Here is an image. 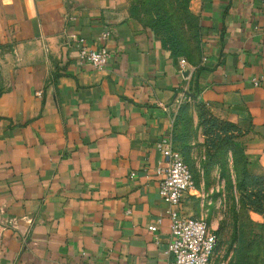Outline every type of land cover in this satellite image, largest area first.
Returning a JSON list of instances; mask_svg holds the SVG:
<instances>
[{
    "label": "crops",
    "instance_id": "crops-1",
    "mask_svg": "<svg viewBox=\"0 0 264 264\" xmlns=\"http://www.w3.org/2000/svg\"><path fill=\"white\" fill-rule=\"evenodd\" d=\"M199 5L184 75L128 0H0V264H166L156 142L182 105L241 126L264 171V0ZM81 39L106 67L79 63Z\"/></svg>",
    "mask_w": 264,
    "mask_h": 264
},
{
    "label": "rangeland",
    "instance_id": "rangeland-1",
    "mask_svg": "<svg viewBox=\"0 0 264 264\" xmlns=\"http://www.w3.org/2000/svg\"><path fill=\"white\" fill-rule=\"evenodd\" d=\"M128 3L130 16L151 28L174 57L200 63L199 0ZM209 112L219 127L205 126L195 105L184 110L175 130L176 147L196 184V195L187 199L192 200L194 215L203 217L216 233L219 258L231 264H264V171L246 156L245 130ZM255 199L261 202L258 210L247 205Z\"/></svg>",
    "mask_w": 264,
    "mask_h": 264
},
{
    "label": "built area",
    "instance_id": "built-area-1",
    "mask_svg": "<svg viewBox=\"0 0 264 264\" xmlns=\"http://www.w3.org/2000/svg\"><path fill=\"white\" fill-rule=\"evenodd\" d=\"M112 59L111 51L103 46L91 49L84 39L78 47V61L88 63L96 69H103ZM184 75L193 69L185 57L179 58ZM187 74H185V72ZM255 84L258 85V80ZM160 151L161 161L156 168L160 176L159 193L167 201V214L171 220L170 241L166 253V264H230L228 260L219 258L217 235L212 231L203 217L188 216L182 212L184 198L188 192L196 191L193 173L175 147L172 135L164 136L156 142ZM161 218L149 225V230L159 229Z\"/></svg>",
    "mask_w": 264,
    "mask_h": 264
},
{
    "label": "trees",
    "instance_id": "trees-1",
    "mask_svg": "<svg viewBox=\"0 0 264 264\" xmlns=\"http://www.w3.org/2000/svg\"><path fill=\"white\" fill-rule=\"evenodd\" d=\"M164 44L166 45V42L164 41ZM181 57V56H180ZM179 57V58H180ZM182 57H184V56H182ZM197 106L199 107V113H200V118H201V120L203 121V124L205 125V126H207V125H209V124H214V125H216L217 127H219L220 126V124H219V121H217V119L216 118H214V117H212L211 116V114H210V112H209V108L205 105V104H203V103H197ZM187 108H189V106H188V104H185V105H182L181 106V108H180V111H179V113H178V115H177V122L175 123V126H174V129H173V134H172V136H173V141H174V144H175V147H176V143H175V130H176V127H177V125H178V123L179 122H181V120H182V114H183V112H184V110H186ZM209 122V123H208ZM206 123H208V124H206ZM226 124H228V125H230V126H236L235 124H233V123H226ZM177 148V147H176ZM178 149V148H177ZM185 160V159H184ZM256 204H261V202L259 201V199L258 200H251L250 202H248L247 203V205H249V206H255L254 208L256 209V210H258V208L259 207H257V205ZM231 264V263H230Z\"/></svg>",
    "mask_w": 264,
    "mask_h": 264
},
{
    "label": "water",
    "instance_id": "water-1",
    "mask_svg": "<svg viewBox=\"0 0 264 264\" xmlns=\"http://www.w3.org/2000/svg\"><path fill=\"white\" fill-rule=\"evenodd\" d=\"M188 71L185 72V74H187Z\"/></svg>",
    "mask_w": 264,
    "mask_h": 264
}]
</instances>
